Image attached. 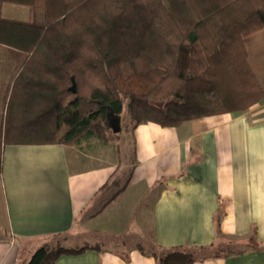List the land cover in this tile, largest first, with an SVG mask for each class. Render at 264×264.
<instances>
[{"label":"trees","instance_id":"trees-1","mask_svg":"<svg viewBox=\"0 0 264 264\" xmlns=\"http://www.w3.org/2000/svg\"><path fill=\"white\" fill-rule=\"evenodd\" d=\"M5 5L27 17L3 16ZM260 31L264 0H0V174L6 144L81 149L114 133L112 121L120 129L123 115L132 129L247 111L264 100V48L259 74L248 49ZM67 240L54 235L18 264L97 249ZM254 241L253 233L218 236L209 247L154 257L188 264Z\"/></svg>","mask_w":264,"mask_h":264},{"label":"crops","instance_id":"crops-1","mask_svg":"<svg viewBox=\"0 0 264 264\" xmlns=\"http://www.w3.org/2000/svg\"><path fill=\"white\" fill-rule=\"evenodd\" d=\"M131 136L133 157L119 164L91 165L85 150L60 143L4 145L0 264H18L24 247L54 235L83 233L113 240L76 245L97 249L62 252L54 264H157L156 250L249 233L251 245L225 257L205 249L188 264H264V100L176 127L139 124Z\"/></svg>","mask_w":264,"mask_h":264},{"label":"rangeland","instance_id":"rangeland-1","mask_svg":"<svg viewBox=\"0 0 264 264\" xmlns=\"http://www.w3.org/2000/svg\"><path fill=\"white\" fill-rule=\"evenodd\" d=\"M3 16L8 18L15 19H25L27 17V9L24 7H18L14 5H5L3 7ZM263 48H264V33L262 31L253 35L248 43V49L250 51V61L253 65V68L259 74L261 73V65H262V56H263ZM120 129L115 133L109 134L104 140H93L90 144H82L81 149L76 148V151L85 150L88 153V156L91 157L90 164H98V163H125L132 159L133 157V142L131 136V125L127 122L125 115L120 117ZM126 170H128L126 168ZM128 193V192H127ZM126 193V194H127ZM125 200L121 198V201ZM145 203V202H144ZM139 205H142L141 203ZM134 221L129 223V230H133ZM94 234L91 233H83L80 236H72L68 238V240L63 243V246L66 247H76L80 244L84 243H94L98 241L101 245H106L109 241L111 242L113 239H106L105 237H94ZM70 239V240H69ZM136 238H126V245L132 244ZM36 245H29L22 249V259H25L31 256V254L35 251ZM32 248H34L32 250ZM145 249H149L148 246H145ZM154 251V249H151Z\"/></svg>","mask_w":264,"mask_h":264},{"label":"water","instance_id":"water-1","mask_svg":"<svg viewBox=\"0 0 264 264\" xmlns=\"http://www.w3.org/2000/svg\"><path fill=\"white\" fill-rule=\"evenodd\" d=\"M71 91H72V92L75 91V85H74V83L72 84ZM111 126H112V128H113V132H114V133H116V132L119 130L118 126L115 124L114 121L111 122Z\"/></svg>","mask_w":264,"mask_h":264}]
</instances>
